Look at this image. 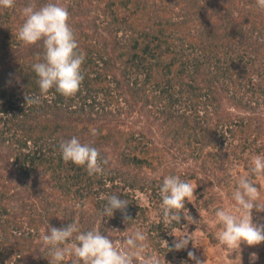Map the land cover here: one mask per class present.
I'll return each instance as SVG.
<instances>
[{
    "label": "trees",
    "instance_id": "trees-1",
    "mask_svg": "<svg viewBox=\"0 0 264 264\" xmlns=\"http://www.w3.org/2000/svg\"><path fill=\"white\" fill-rule=\"evenodd\" d=\"M46 3L51 2L15 0L12 8H0V143L6 144L19 177L48 189L38 216L0 176V264H21L45 220L61 228L74 222L81 232L97 229L111 239L140 230L151 247L146 255L161 260L163 241L172 248L171 232L180 223L167 224L162 214L151 220L137 198L136 191L146 187L135 170L149 163L137 153L146 155L150 147L120 131L103 134L94 121L120 110V94L130 91L159 116L176 118L169 128L173 144L227 184L234 163L264 157V135L257 142L251 139V121L236 122L232 129L230 116L207 113L221 93L264 112V9L256 0L247 7L240 6L241 0H74L63 7L77 52L85 56L84 79L77 94L66 98L54 88L40 92L32 65L43 62L42 41L34 47L17 38L25 19L21 5L38 9ZM26 95L40 102L26 104ZM73 136L107 159L103 174L89 176L85 167L62 159L59 145ZM147 189L161 204L160 186ZM110 195L129 201L131 220L126 222L120 210L102 217ZM46 252L28 264H50ZM182 255L189 263L188 252Z\"/></svg>",
    "mask_w": 264,
    "mask_h": 264
},
{
    "label": "clouds",
    "instance_id": "clouds-1",
    "mask_svg": "<svg viewBox=\"0 0 264 264\" xmlns=\"http://www.w3.org/2000/svg\"><path fill=\"white\" fill-rule=\"evenodd\" d=\"M14 2L15 0H0V8H12ZM256 3L264 9V0H256ZM22 15L25 19L17 32V38L25 45L42 41L44 47L43 62L32 65L38 76L41 94H47L54 88L66 98L75 96L84 79L81 66L85 56L77 52L78 43L68 23L67 8L56 3H46L37 9L35 5L29 4L22 9ZM25 99L29 105L40 102L39 97L26 95ZM91 133L95 136L97 130L93 128ZM59 149L65 162L85 167L89 176L103 174L102 165L108 163L107 159L101 160L98 149L88 143L82 144L75 136L61 142ZM251 164L252 176L264 177V157L255 156ZM195 187L179 176L169 175L163 179L159 192L165 223L179 224L182 212L189 223L195 222L188 211L185 212V200L192 202ZM231 198L235 202L234 209L215 210V222L222 229L217 236L219 243L233 252L240 250L241 244L255 246L264 242V225H257L252 221V210L255 208L257 211H264V202L260 201L258 187L248 174L238 178ZM128 204V200L110 195L106 197L101 215L112 217L116 210H120L124 220L128 222L131 220L127 215ZM192 233H171L176 237L172 249H186L190 241L197 246ZM146 239L142 231L135 230L118 245L110 236L103 235L97 229L81 232L74 222L62 228L48 225L47 232L45 230L42 235L50 264H65L66 257V264H161L159 257L145 254ZM188 256L196 264H202L193 252L189 251ZM257 259L255 252L250 253L249 264H256Z\"/></svg>",
    "mask_w": 264,
    "mask_h": 264
},
{
    "label": "rangeland",
    "instance_id": "rangeland-1",
    "mask_svg": "<svg viewBox=\"0 0 264 264\" xmlns=\"http://www.w3.org/2000/svg\"><path fill=\"white\" fill-rule=\"evenodd\" d=\"M48 1L59 4L60 6H65L71 4L74 0ZM233 1L239 2L240 0ZM249 1L251 0H241L240 6H249ZM255 4L256 3H254V5ZM21 6L24 8L28 6V4H22ZM33 46L37 47L36 44ZM12 47L14 48L16 46L13 45ZM15 51L16 50L13 52ZM253 78H255V76H253ZM223 94L224 93H221L216 97L218 104L216 108H208L209 113H207V115L211 116V112L216 111L219 115L230 116L233 123L229 127L232 129H236V122L242 121V123H245L247 120L251 121V139H257L258 142L260 140L259 138L263 137L261 135H264V112L259 110L254 111V108L249 109L243 107L231 101ZM119 106L120 110L117 111V109H115L116 113L114 115H107L101 120H95L94 123L97 128L102 130L103 134L107 133L109 130L120 131L132 137L142 139L144 143L147 142V145L150 147L146 155L145 153H137L140 157L146 158L149 163H144L142 166L137 167L138 169L135 171L139 182H143L146 187V191H136L137 198L143 205L147 206L151 220H158L162 212L160 208L161 204L158 202L159 200L156 201V199L151 197L149 189H147L148 187L152 184L154 187L160 186L163 179L169 175L179 176L181 180L192 184L194 187L196 186L192 202L187 201V199L185 200V212L188 211V215H190L195 222L189 223L184 218L182 212L179 226L171 233L193 232L194 243L197 246H194L193 242L190 241L186 249H182L183 251H176L169 246L167 247L168 243L166 242L168 241L164 240L161 246L164 247L165 250L161 252H163L162 254L165 256L160 260L161 264H196L195 260L191 258L188 263L185 255H182L184 252L189 251L193 252L202 264H249V256L250 253L253 252L258 256L256 264H264V242L255 246L241 244L240 250L231 252L219 243L217 236L222 229L215 222V210L217 208L226 210L235 208V202L231 198V193L235 190L237 180L241 175L248 174L249 178L254 181L258 187L260 201L264 202V177L256 178L250 174V168L252 167L251 161L255 156L249 160L248 164H245L243 160H241L240 163H234L233 167L229 169L230 180L225 184L221 179L217 181L218 179L215 178L208 169L197 164L196 160L193 158L190 159L187 153L182 152L176 144H173V132L171 133L169 128L174 125L176 118L169 120V118L159 116L158 112H154L155 108L153 106L150 108V106H144L141 102L134 100L130 91H125L122 95L120 94ZM115 107L116 105L113 104L111 109ZM96 127L92 126V129L95 128L97 130ZM226 127V125L221 126V128L225 129ZM109 150L108 148V159L114 161L113 154ZM206 150L212 149L208 148ZM245 151L248 152L247 149H245ZM0 176L2 178L1 180H3L10 189V192H15L17 195L23 197L32 207L33 213L39 216V213H41L39 204L43 202L41 196L44 195V192H47L48 189L46 187L37 189L31 186L30 181L23 177H19V175L15 173L6 144L1 143ZM216 181L219 182V184ZM206 183L208 184V189L206 188ZM252 221L254 224L264 225V211H257L254 208L252 210ZM42 224L43 225L38 230L39 235L35 236L34 240L29 243V253L27 251L28 254L26 252L24 253L27 258L23 255L21 264H28L27 261L36 263L39 257L47 251L46 246L42 243V235L45 233V230L47 232L48 225L61 228L58 224H51L46 220ZM171 237L172 240L170 242L173 245L176 237L172 234ZM113 240L119 245L123 239L113 237ZM144 243L146 245V254L151 251V247L148 243ZM168 248L173 250L171 254L172 257H167L168 255H166L169 252ZM46 254H48V252H46Z\"/></svg>",
    "mask_w": 264,
    "mask_h": 264
}]
</instances>
